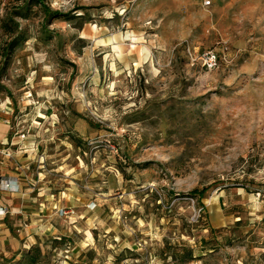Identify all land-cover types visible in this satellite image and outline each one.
Here are the masks:
<instances>
[{
    "label": "rangeland",
    "instance_id": "obj_1",
    "mask_svg": "<svg viewBox=\"0 0 264 264\" xmlns=\"http://www.w3.org/2000/svg\"><path fill=\"white\" fill-rule=\"evenodd\" d=\"M0 208V264H264V0H0Z\"/></svg>",
    "mask_w": 264,
    "mask_h": 264
},
{
    "label": "trees",
    "instance_id": "obj_2",
    "mask_svg": "<svg viewBox=\"0 0 264 264\" xmlns=\"http://www.w3.org/2000/svg\"><path fill=\"white\" fill-rule=\"evenodd\" d=\"M56 14L59 15V12L57 11ZM7 36L9 38H8V40H6L5 49L7 50V55H10L18 47V45L22 41H24L25 37H24V34L22 32L17 33V34H14L12 32H8Z\"/></svg>",
    "mask_w": 264,
    "mask_h": 264
},
{
    "label": "built area",
    "instance_id": "obj_3",
    "mask_svg": "<svg viewBox=\"0 0 264 264\" xmlns=\"http://www.w3.org/2000/svg\"><path fill=\"white\" fill-rule=\"evenodd\" d=\"M206 4L209 5L210 1H206ZM216 61H217V57L215 54L211 53L209 55H207L206 57V64L208 65V67L212 68L213 66L216 65ZM0 214H5V211L3 210V208H0Z\"/></svg>",
    "mask_w": 264,
    "mask_h": 264
},
{
    "label": "crops",
    "instance_id": "obj_4",
    "mask_svg": "<svg viewBox=\"0 0 264 264\" xmlns=\"http://www.w3.org/2000/svg\"><path fill=\"white\" fill-rule=\"evenodd\" d=\"M14 184H17V182L14 181ZM13 197H15L14 200H17V204H16V207H14V209H18V207H19V201H21V200L24 199V195L22 193H16V194H13ZM3 218H5V217H3Z\"/></svg>",
    "mask_w": 264,
    "mask_h": 264
}]
</instances>
